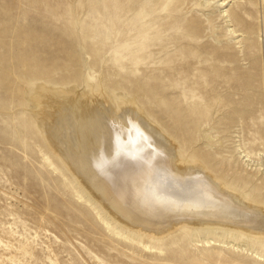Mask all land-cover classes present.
Instances as JSON below:
<instances>
[{
	"label": "rangeland",
	"instance_id": "obj_1",
	"mask_svg": "<svg viewBox=\"0 0 264 264\" xmlns=\"http://www.w3.org/2000/svg\"><path fill=\"white\" fill-rule=\"evenodd\" d=\"M41 87L134 97L263 204L264 0H0V264H264V239L226 227L152 248L112 231L37 126Z\"/></svg>",
	"mask_w": 264,
	"mask_h": 264
},
{
	"label": "bare ground",
	"instance_id": "obj_2",
	"mask_svg": "<svg viewBox=\"0 0 264 264\" xmlns=\"http://www.w3.org/2000/svg\"><path fill=\"white\" fill-rule=\"evenodd\" d=\"M73 89L41 87L31 104L33 116L53 153L103 205L106 218L116 221L112 231L123 235L119 226L128 228L143 247L177 230L196 233L194 226L264 239V203L204 157L182 153L134 97Z\"/></svg>",
	"mask_w": 264,
	"mask_h": 264
}]
</instances>
